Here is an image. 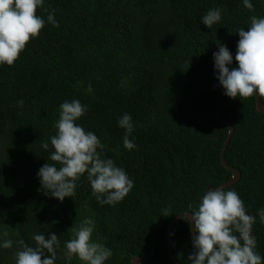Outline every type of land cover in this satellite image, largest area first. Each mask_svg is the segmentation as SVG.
Wrapping results in <instances>:
<instances>
[{
	"label": "trees",
	"instance_id": "trees-1",
	"mask_svg": "<svg viewBox=\"0 0 264 264\" xmlns=\"http://www.w3.org/2000/svg\"><path fill=\"white\" fill-rule=\"evenodd\" d=\"M252 3L249 10L243 0H46L37 15L46 18L44 9H54L59 27L46 23L12 66H0V228L29 244L33 232L55 233L63 245L74 222L92 216L93 238L113 251L105 264H133L135 255L149 264H174L167 250L169 224L189 204L197 205L202 189L233 175L221 161L229 126L216 116L222 87L213 52L223 43L235 56L238 29L247 31L251 16H264V0ZM215 7L223 9L222 20L209 29L199 19ZM72 99L88 106L77 123L96 133L104 154L134 181L114 206L97 202L86 174L75 196L63 202L38 191L39 168L56 163L49 156L59 105ZM222 103L223 118L235 127L226 160L241 171L227 188L255 216L264 207V111L255 94L224 95ZM123 113L134 121L137 148L131 151L117 124ZM168 206L172 216L164 217ZM253 232L264 256L258 218ZM171 245L178 261L190 264L187 222L175 224ZM14 251L15 245L0 251V264H15ZM56 264L81 261L61 255Z\"/></svg>",
	"mask_w": 264,
	"mask_h": 264
},
{
	"label": "clouds",
	"instance_id": "clouds-1",
	"mask_svg": "<svg viewBox=\"0 0 264 264\" xmlns=\"http://www.w3.org/2000/svg\"><path fill=\"white\" fill-rule=\"evenodd\" d=\"M45 3L46 0H0V66H12L46 23L59 27L54 9H44L48 13L46 18L37 15V9L44 8ZM243 5L249 10L254 8L252 0H243ZM222 11L221 7L207 10L199 23L211 29L222 20ZM236 34L239 40L235 56L223 43H218V50L213 52L216 79L227 97L264 96V16H251L248 30L240 27ZM92 90L89 84L88 91ZM23 106L24 101L18 100L17 107ZM87 112L88 106L79 99L65 100L59 105V118L53 125L56 132L50 137L54 151L49 156L56 163L47 162L39 168L38 191L63 202L75 196L78 182L86 174L97 202L101 206H114L131 192L134 181L123 167L104 154V145L96 133L77 123ZM117 124L124 130V148L136 149L132 115L123 113ZM41 146L47 150L49 143ZM206 189H202L197 205L189 204L180 216L193 232L190 264H264L253 232L257 218L264 224V207L257 209L254 216L234 188L208 186ZM162 211V216H172L171 206ZM70 228L71 238L63 245L55 233L33 232V243L29 244L23 238L11 239L7 228H0V251L15 245V264H56L61 255L69 262L75 257L81 264H105L113 256L112 249L93 238L96 221L92 216L84 217L78 225L74 222ZM16 235L19 237V233Z\"/></svg>",
	"mask_w": 264,
	"mask_h": 264
},
{
	"label": "water",
	"instance_id": "water-1",
	"mask_svg": "<svg viewBox=\"0 0 264 264\" xmlns=\"http://www.w3.org/2000/svg\"><path fill=\"white\" fill-rule=\"evenodd\" d=\"M224 96V90L221 89L219 91L218 94V106H217V110H216V115L218 117V119L225 123L226 125L229 126V131L227 133V136L225 138L222 150H221V161L224 164L225 167H228L230 170L233 171V175L232 178L229 181H226L225 183L221 184L220 186L222 187H228L230 185H232L233 183L237 182L238 179L241 177V171L235 167H233L232 165H230L225 157V152H226V148L234 134L235 131V127L232 124V122H230L228 119H225L222 117L221 113H220V109H221V105H222V98ZM256 104H257V108L260 111H264V101L261 100L260 96L256 95ZM210 187V186H209ZM207 190V189H206ZM183 213H180L179 215H177L172 222L169 224L168 229H167V234H166V242H167V250L168 253L173 261L174 264H181L180 261H178V259L175 257L173 250H172V245H171V232L172 229L174 228L175 224L181 219L180 216H182ZM190 215V213H189ZM194 227V226H193ZM192 235L193 232L191 230V241H192ZM193 246V245H192ZM132 263L133 264H149L147 263L141 256L139 255H135L132 259Z\"/></svg>",
	"mask_w": 264,
	"mask_h": 264
}]
</instances>
